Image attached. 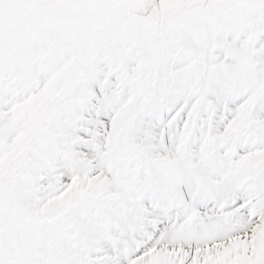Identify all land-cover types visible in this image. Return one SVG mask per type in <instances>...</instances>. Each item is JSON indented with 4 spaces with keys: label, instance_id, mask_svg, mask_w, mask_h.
I'll use <instances>...</instances> for the list:
<instances>
[{
    "label": "snow or ice",
    "instance_id": "1",
    "mask_svg": "<svg viewBox=\"0 0 264 264\" xmlns=\"http://www.w3.org/2000/svg\"><path fill=\"white\" fill-rule=\"evenodd\" d=\"M0 264H264V0H0Z\"/></svg>",
    "mask_w": 264,
    "mask_h": 264
}]
</instances>
